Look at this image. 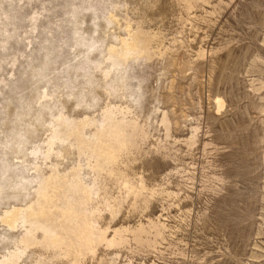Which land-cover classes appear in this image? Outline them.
Returning <instances> with one entry per match:
<instances>
[{
  "label": "rangeland",
  "instance_id": "1",
  "mask_svg": "<svg viewBox=\"0 0 264 264\" xmlns=\"http://www.w3.org/2000/svg\"><path fill=\"white\" fill-rule=\"evenodd\" d=\"M0 264H264V0H0Z\"/></svg>",
  "mask_w": 264,
  "mask_h": 264
}]
</instances>
